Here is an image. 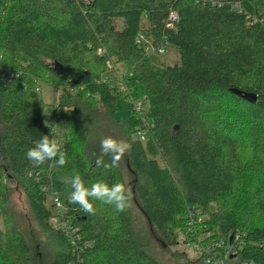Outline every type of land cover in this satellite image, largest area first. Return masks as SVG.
I'll use <instances>...</instances> for the list:
<instances>
[{
    "label": "trees",
    "instance_id": "1",
    "mask_svg": "<svg viewBox=\"0 0 264 264\" xmlns=\"http://www.w3.org/2000/svg\"><path fill=\"white\" fill-rule=\"evenodd\" d=\"M161 44L175 46L180 60L154 62ZM55 102L73 126L63 143L67 163L36 167L26 152L50 134L45 117ZM100 103L132 145L115 168L96 164L90 118ZM246 141L260 159L247 167ZM75 174L89 187L126 182L130 207L94 201L96 213H84L69 199ZM13 189L25 193L51 264H167L159 245L178 243L190 208L208 212L210 237L236 253L230 264H264V216L244 226L239 208L247 198L264 215V0H0L3 211ZM11 228L0 264H36L39 242L25 227ZM187 260L181 264H194Z\"/></svg>",
    "mask_w": 264,
    "mask_h": 264
},
{
    "label": "rangeland",
    "instance_id": "2",
    "mask_svg": "<svg viewBox=\"0 0 264 264\" xmlns=\"http://www.w3.org/2000/svg\"><path fill=\"white\" fill-rule=\"evenodd\" d=\"M154 48V47H153ZM151 58L156 63H174L176 61L180 60L179 52L177 51L176 47L173 45L166 46V51L163 53H159L158 51L153 50L151 52ZM124 64H121L120 70H124ZM114 72V71H113ZM112 72V73H113ZM116 75H118L121 78V72L115 71ZM42 91L47 101H51L53 99L54 95V88L53 85L49 82H43L42 83ZM121 88H126L124 83H121ZM57 92H60L59 90H56ZM127 91V90H126ZM128 92V91H127ZM133 95H131L132 97ZM140 99L142 103H144L142 97L138 98ZM145 104V103H144ZM57 104L51 105L48 108L49 112L47 113V116L45 117V121H48L49 124H52L57 130L58 133L63 138L64 141L70 139L72 137L73 133V126L72 123L69 122V115L65 113L63 110L62 112L57 111L56 107ZM96 107H99V112H97L92 119L91 124V130L90 132L94 134L95 136L99 137L97 143L100 145V138H104L108 135H113L118 138L124 139L123 135V126L111 121L108 114L105 112L102 104H98ZM97 118V120H95ZM86 124V123H85ZM242 152L245 156L244 163L247 162L245 167L248 166L249 162H254V165L260 161V159L256 158L254 150L251 148V144L249 142H243L242 145ZM245 174H249L250 169L243 170L242 171ZM129 179L132 180L133 177L129 176ZM15 185V184H13ZM239 184H237V188L239 189ZM239 191V190H238ZM243 192V191H240ZM244 193V192H243ZM49 204V201H48ZM214 206V204L212 205ZM5 211L0 209V240H5L10 234V231H12L11 225L19 224L21 228L25 227L28 231H30V234L34 237V242H39L38 244V252L35 255V262L36 264H51V255L48 249H46V245L44 243L45 237L43 234H40L37 230L36 224H34V221L32 219V216L30 214V210L28 207V203L26 200L25 193L20 189H13L11 193V199L9 204L5 205ZM244 208V212L240 215L241 221L244 224V226L251 225L252 223L257 224L260 223L263 220V212L259 209H261L258 205L254 204L253 201L246 198V200L240 201V207ZM256 208L255 210H252V208ZM194 210L201 209H191L189 212H193ZM192 215V214H191ZM190 215V216H191ZM209 216L208 212L200 213L198 215V218ZM55 223L58 224L59 218L58 216L54 217ZM191 218V217H190ZM189 218V220H190ZM200 223L197 222L195 225H199ZM188 223H185L184 226H181L178 228L179 233V240L178 243L172 247L162 246L159 245L160 250L163 251L164 259L166 260L167 264H181L183 261L187 262L189 260H193L194 264H199V262L196 261L198 257L203 260V262L206 263L210 262L213 264V260L208 259V253L206 251V245L208 241L211 239L210 236L205 238L204 243L199 246L198 239L199 236L203 234V227L205 225H202L201 227H195L194 229H187ZM236 240V239H235ZM239 240V239H238ZM237 241V240H236ZM161 243V241H160ZM239 243H243V241L239 240ZM236 256L235 252H232ZM187 258V259H186Z\"/></svg>",
    "mask_w": 264,
    "mask_h": 264
},
{
    "label": "clouds",
    "instance_id": "3",
    "mask_svg": "<svg viewBox=\"0 0 264 264\" xmlns=\"http://www.w3.org/2000/svg\"><path fill=\"white\" fill-rule=\"evenodd\" d=\"M51 128L48 135H43L38 142L26 152V158L39 167L47 161L63 167L67 163V154L63 150V138L56 128L45 121ZM132 145L125 139L113 135L105 136L100 141V156L97 158V167L103 166L106 169L119 166L120 160L131 150ZM109 156L110 163L104 162V157ZM71 193L69 199L72 203L78 204L80 209L86 213L94 215L97 208L94 201H99L103 205H111L117 212L127 211L132 200V190L127 187L126 182L117 181L109 184L105 180H98L91 186H86L82 176L75 174L69 181Z\"/></svg>",
    "mask_w": 264,
    "mask_h": 264
},
{
    "label": "built area",
    "instance_id": "4",
    "mask_svg": "<svg viewBox=\"0 0 264 264\" xmlns=\"http://www.w3.org/2000/svg\"><path fill=\"white\" fill-rule=\"evenodd\" d=\"M170 20L171 22L169 23L170 25H172V23L174 22V20L177 19L178 17V13L176 11H171L170 13ZM157 49L159 52L163 53L166 51V46L165 44H161L159 46H157ZM140 103V102H139ZM141 104V103H140ZM59 202V201H58ZM202 213V211H197L194 210L193 212H190L189 215H191L190 220H188V227L187 229H194L195 227H201L202 225H206L205 219L207 218V216L205 217H200L198 218V215ZM199 222V225H195V223ZM203 234L201 236H199L198 239V243L199 246L201 247V245L204 243L205 238H207L208 236H210V230L206 229V227H203ZM239 239L236 238V240ZM228 247V245L225 242V239H218V238H212L208 241L207 245H206V251L208 253V259L211 261L213 260V264H230L229 260L227 259V257H233L234 254H232L233 251H228L225 249ZM232 255V256H231ZM207 264H211L210 262H207ZM242 264H249V261H244Z\"/></svg>",
    "mask_w": 264,
    "mask_h": 264
},
{
    "label": "water",
    "instance_id": "5",
    "mask_svg": "<svg viewBox=\"0 0 264 264\" xmlns=\"http://www.w3.org/2000/svg\"><path fill=\"white\" fill-rule=\"evenodd\" d=\"M62 71V65H59L57 67V72H61ZM237 93L243 95L245 98L249 99V100H252V101H256L257 98H258V95L256 92H253V91H243L239 88H233ZM231 238H232V234H231ZM232 256V255H231Z\"/></svg>",
    "mask_w": 264,
    "mask_h": 264
}]
</instances>
